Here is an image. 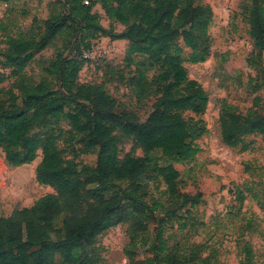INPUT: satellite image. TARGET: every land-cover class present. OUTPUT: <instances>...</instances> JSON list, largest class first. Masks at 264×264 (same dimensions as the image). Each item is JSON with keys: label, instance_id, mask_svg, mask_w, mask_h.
Segmentation results:
<instances>
[{"label": "trees", "instance_id": "trees-1", "mask_svg": "<svg viewBox=\"0 0 264 264\" xmlns=\"http://www.w3.org/2000/svg\"><path fill=\"white\" fill-rule=\"evenodd\" d=\"M204 1L57 0L58 7L38 29L39 20L34 19L30 36L7 38L1 65L10 69L17 91L0 87V149L11 167L33 163L41 151L36 179L55 194L0 217V264H100L99 237L127 223L130 246L124 254L130 264H195L199 259L169 248L164 235L168 224L186 228L185 214L202 202L201 195L181 192L174 164L159 165L153 154L190 159L196 153L195 140L205 131L183 116L203 110L209 101L184 66V48L191 50L193 64L211 56L213 11ZM96 5L125 30L105 28ZM244 9L254 50L246 64L254 68L264 55V0H247ZM101 38L128 41V60L141 56V65L157 70L143 85V91L148 86L157 98L142 117L118 112L103 85L79 82L84 51ZM55 41L60 42L55 58L42 66L47 77L39 82L27 78V66ZM259 103L257 98L247 113L222 105L220 131L227 147L248 150L247 137L264 139V107ZM61 122L70 128L61 129ZM65 136L82 152L95 154V166L66 159L58 146ZM125 140L133 148L121 156ZM137 149L143 157L135 155ZM154 180L165 187L164 200L152 199L146 191L144 183ZM243 200L240 192L239 202ZM152 221L157 224L154 257L136 260L138 237Z\"/></svg>", "mask_w": 264, "mask_h": 264}, {"label": "rangeland", "instance_id": "rangeland-1", "mask_svg": "<svg viewBox=\"0 0 264 264\" xmlns=\"http://www.w3.org/2000/svg\"><path fill=\"white\" fill-rule=\"evenodd\" d=\"M57 0H0V87H15L10 69L4 68L1 54L7 47L8 37L30 36L34 19L49 18ZM213 11L209 27L212 39L210 58L204 63L189 62L191 50L184 48V66L191 79L199 82L208 94V104L197 112L186 111V120L198 122L204 133L195 140L196 153L190 159L174 158L155 152L159 165L174 164L180 173V191L189 195H201L202 202L185 214V229L179 224H168L164 238L169 248H177L187 258L199 257L195 264H264V139L261 135L246 138L250 149H231L221 138L220 111L224 103L247 113L260 99L264 107V55L257 67H248L246 58L253 54V41L249 36L248 13L244 9L247 0H205ZM95 11L105 28L117 33L125 26L108 19L100 5ZM53 42L39 53L24 71L27 78L39 82L47 74L42 71L45 63L56 55ZM128 41L101 38L93 41L84 51L85 64L79 74V82L85 85H103L115 100L118 112H132L138 116L156 101L150 87L143 91L145 82L157 74V70L141 65L143 58L135 55L128 60ZM59 127L68 130L66 122ZM66 159H74L80 165L95 166L97 156L82 152L74 139L65 136L58 143ZM121 156L129 153L133 143L125 140ZM135 155L143 157L142 150ZM42 152L28 165L11 167L0 149V217L10 216L14 210L29 208L41 197L55 194L49 186L36 179V168ZM145 189L152 199L164 200L165 187L156 180L146 182ZM244 200L239 202V193ZM156 221L148 225L146 233L139 235L134 249L136 260L147 262L154 257L151 245L156 239ZM129 224H120L103 233L98 239L102 251L100 264H130L124 250L130 245Z\"/></svg>", "mask_w": 264, "mask_h": 264}, {"label": "built area", "instance_id": "built-area-1", "mask_svg": "<svg viewBox=\"0 0 264 264\" xmlns=\"http://www.w3.org/2000/svg\"><path fill=\"white\" fill-rule=\"evenodd\" d=\"M86 4H88V2H85Z\"/></svg>", "mask_w": 264, "mask_h": 264}]
</instances>
